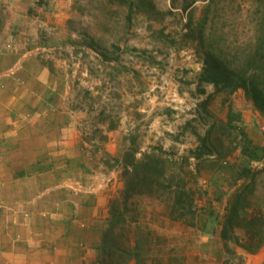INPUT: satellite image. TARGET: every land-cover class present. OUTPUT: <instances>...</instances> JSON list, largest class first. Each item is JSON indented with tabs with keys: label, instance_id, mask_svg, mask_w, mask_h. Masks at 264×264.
I'll return each instance as SVG.
<instances>
[{
	"label": "rangeland",
	"instance_id": "rangeland-1",
	"mask_svg": "<svg viewBox=\"0 0 264 264\" xmlns=\"http://www.w3.org/2000/svg\"><path fill=\"white\" fill-rule=\"evenodd\" d=\"M47 4L34 0L29 14L49 13ZM70 4L69 15L63 18L65 29L36 23V39L29 34L34 45L28 50L37 52L39 68L53 72L54 83L69 87L65 101L72 107L69 115L79 139V154L71 163L100 175L98 180L80 179L81 189H104L110 212L114 200L123 205L126 162L153 152L165 173L161 186H138L144 192L129 197L125 220L115 226L120 233L116 240L130 252L127 262L244 264L246 251L231 231L223 239L221 226L230 195L253 179L256 186L248 195L264 210V116L242 89L215 91L214 84L199 79L205 48L225 53H249L254 48L257 36L248 14L252 3L70 0ZM3 26L0 11V46L8 36ZM21 65L22 61L12 63L0 74L11 76ZM54 93L48 91L45 100L55 98V104L59 93ZM68 120L64 115V122ZM59 123L46 122L49 135L57 134ZM25 134H32L29 127ZM189 149L199 153L189 158L190 169L197 170L191 181V212L178 191L182 157ZM243 170H249L248 176H240ZM150 174L160 177L157 170ZM245 211L249 215L251 210ZM29 214L23 208L21 220L28 221ZM1 219L0 215V226ZM237 232L244 237L243 228ZM259 248L264 253V241Z\"/></svg>",
	"mask_w": 264,
	"mask_h": 264
},
{
	"label": "crops",
	"instance_id": "crops-1",
	"mask_svg": "<svg viewBox=\"0 0 264 264\" xmlns=\"http://www.w3.org/2000/svg\"><path fill=\"white\" fill-rule=\"evenodd\" d=\"M33 1L0 0L8 31L0 46V69L22 61L13 75L0 74V264H97L109 196L99 187L81 189L80 179L98 180L100 175L71 163L79 154V139L69 115L72 107L65 101L69 87L54 83L53 72L39 68L37 52L28 50L34 45L29 34L36 39V23L65 29L63 18L71 4L44 0L49 13L34 16L29 14ZM50 90L59 93L55 104V98L45 100ZM23 113L34 120H23ZM64 115L70 119L64 122ZM53 121L61 127L49 135L46 122ZM28 127L31 135L25 134ZM23 208L30 213L25 222ZM244 256V264H264L261 248Z\"/></svg>",
	"mask_w": 264,
	"mask_h": 264
},
{
	"label": "trees",
	"instance_id": "trees-1",
	"mask_svg": "<svg viewBox=\"0 0 264 264\" xmlns=\"http://www.w3.org/2000/svg\"><path fill=\"white\" fill-rule=\"evenodd\" d=\"M243 1H250L253 5L252 10H248V14L253 19V33L257 36L254 48L249 53L245 51L225 53L223 50L215 51L210 47L205 48L204 65L199 81L214 84L215 91L228 89L233 92L242 89L245 97L264 116V0ZM209 5L210 3L207 5L208 8ZM198 155L196 150L189 149L188 153L183 154L182 157L183 165L180 171L182 184L178 186V191L180 197L186 199L184 208H187L189 212L193 207L194 192L191 181L197 171L190 169L189 158ZM160 159L158 154L143 152L140 158L126 162L123 170V198H121L123 205L121 208L118 199L110 205L108 224L102 232L97 264H129L127 258L130 252L116 240L120 233L115 231V226L125 220L124 209L129 197L134 192H144L143 189L138 188L139 185L143 186L147 183L163 185L161 177H164L165 173L162 172ZM150 170H157L160 177L154 179ZM248 173L249 170H243L240 176H248ZM255 186L256 181L253 179L250 183L233 191L227 200L226 214L221 226V237L228 239V231H231L234 241L246 252L256 251L264 241V210L254 205L255 201L247 192ZM246 209L251 210L249 215L245 214ZM238 228L244 229V237L239 235ZM133 248L136 251L138 243H135Z\"/></svg>",
	"mask_w": 264,
	"mask_h": 264
}]
</instances>
